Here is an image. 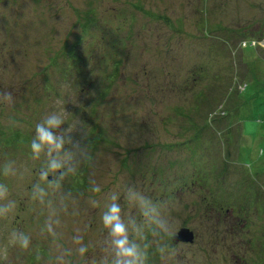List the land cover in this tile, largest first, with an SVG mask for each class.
I'll list each match as a JSON object with an SVG mask.
<instances>
[{"label":"rangeland","instance_id":"rangeland-1","mask_svg":"<svg viewBox=\"0 0 264 264\" xmlns=\"http://www.w3.org/2000/svg\"><path fill=\"white\" fill-rule=\"evenodd\" d=\"M54 113L64 167L50 171L30 142ZM204 116L236 146L193 195L192 161L208 166L180 144ZM163 178L188 187L156 204ZM113 203L145 264H264V0H0V264H113ZM183 229L194 243L172 242Z\"/></svg>","mask_w":264,"mask_h":264},{"label":"clouds","instance_id":"clouds-1","mask_svg":"<svg viewBox=\"0 0 264 264\" xmlns=\"http://www.w3.org/2000/svg\"><path fill=\"white\" fill-rule=\"evenodd\" d=\"M3 97L7 100H11V93L4 92ZM64 123L62 114H52L48 116L43 123L36 125V137L30 142V148L34 155L39 156V154L47 149V154L50 159L48 162V168L50 171H57L64 167V161L61 157V152L64 149L65 139L60 135H57L54 129H60V126ZM71 131V128L68 129ZM69 142H71L69 140ZM53 153L55 155L53 156ZM67 156V153H65ZM43 176H47V173H42ZM63 175V173H62ZM99 188H94V191H99ZM141 200L143 215L145 217H151L154 219L155 223L161 227L165 228L166 225L163 221L156 219L157 211L156 208L151 205L150 201ZM102 222L106 229L109 230L110 235L113 237L112 243L115 248V260L113 264H145L146 254L141 250L140 246L134 242L129 241L128 230L124 222L120 217V208L117 204L113 203L109 206L107 212L102 215ZM51 231V228H49ZM19 242L22 247L27 248L29 240L27 236L20 235L18 237ZM87 251L86 247H81L79 252L83 255ZM163 251V250H161Z\"/></svg>","mask_w":264,"mask_h":264},{"label":"trees","instance_id":"trees-1","mask_svg":"<svg viewBox=\"0 0 264 264\" xmlns=\"http://www.w3.org/2000/svg\"><path fill=\"white\" fill-rule=\"evenodd\" d=\"M90 25H88V26H90ZM248 45H246L245 47H247ZM74 57H75V59H76L75 61H77V63H79V62L81 63V58L79 57L77 52H76V55H74ZM204 118H205V116L202 118L200 125L196 124V123L193 124V126H197L201 130L202 133H200V134L198 133L199 135L198 134L197 135H193V137H191V138H186V140L184 142L182 141V143L180 144V145H183V146L189 148V151H190V155L189 156L191 158H193V155H195V159L194 160L197 159L196 157L203 158L201 161L198 162L199 163V167L202 164H207V166H208V169H207L208 170V177L207 176L205 177L204 173L202 171H200L201 169H199V171H198V166L194 164L196 161H194V162L192 161V165H193L192 168L194 169V172H195L194 174L196 175L197 179H199V182H198V180L192 181L191 182L192 183V187L190 188V190L196 188V186H200L199 187L200 190L198 188H196L197 191L193 195H196L197 193L201 192V189L204 188L203 183L205 184L208 181L214 180V183L217 186L219 185V183H220L219 180H218L219 177H222V180H223V177L225 176V173L226 174L228 173V170L226 169V167L228 165V163H227V155H228L229 151L236 146V145L232 144V137L230 136V133H226L225 134L218 128L215 129L216 130L217 139H211L210 140L209 139V134L207 133V131L210 130V128L212 127V126L210 127V125H208V123H210L211 121L210 122L204 121V123H202ZM223 118H224V116L222 117V119ZM215 122L216 121H214V124H215ZM202 134H203V138H202ZM218 136H223V138H224L223 144H222V147H223V150H224L223 156H221L218 153V151H215V144L220 143V141L218 139ZM205 143L207 145L203 146ZM172 146H175V145H172ZM212 148L214 149V151L213 150L211 151ZM198 154H200L201 156H198ZM172 171H175V170L173 169ZM41 172L43 173V171H41ZM60 173H61V171H60ZM203 177H205L206 182H204ZM35 178L37 179L36 180L37 182L38 181L40 182V181H42L44 176L39 175L38 177L35 176ZM50 178H53V177H48L49 183L53 182V180L50 179ZM157 178H158V176H157V174H155V179L153 181H155ZM200 179H201V181H200ZM80 180L82 181L81 185H83L84 178L82 177ZM161 182L163 183L162 184L163 186H161V190H160L159 196H161L162 200L160 199V197L159 198H155V203L156 204H159V203L163 204V203H166L168 200H171V202H172L174 197H176L178 195H182L183 193H185V188L188 187V184L184 183L182 185V187H181L182 191L178 193L177 190H172L171 187H170V185L176 183L175 180L172 183L167 182L165 184L164 183V178H163V180H161ZM164 185H166V186H164ZM34 190H35V188H33L32 191H34ZM168 190H170V192H169L170 195L167 194ZM36 192H34V193H36ZM26 200L27 199L23 200V202H22L23 206L27 204ZM217 205L219 207V210L221 211V214L222 213H225V214L229 213V206L225 202L217 200ZM155 206L158 208L157 205H155ZM169 206L172 207V203H170ZM201 207H202V209H201ZM199 209L201 210V212L212 211V206L210 204V201L207 202V203H204V199L202 201L200 200ZM22 211H23L22 213H24L26 211V209L22 208ZM220 215H218L216 217L220 218ZM20 216L21 215H19V214L17 215L16 214V219H14V224L15 225H18L19 222L21 223V221H19V220H22V219H20ZM171 239H172V242L177 241L176 240V236L172 237Z\"/></svg>","mask_w":264,"mask_h":264},{"label":"water","instance_id":"water-1","mask_svg":"<svg viewBox=\"0 0 264 264\" xmlns=\"http://www.w3.org/2000/svg\"><path fill=\"white\" fill-rule=\"evenodd\" d=\"M176 240L178 242L194 243L195 233L189 229H183L179 232L178 236H176Z\"/></svg>","mask_w":264,"mask_h":264}]
</instances>
